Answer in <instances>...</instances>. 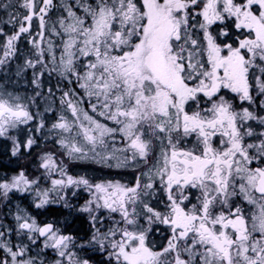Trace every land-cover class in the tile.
Returning <instances> with one entry per match:
<instances>
[{"label": "snow or ice", "instance_id": "obj_1", "mask_svg": "<svg viewBox=\"0 0 264 264\" xmlns=\"http://www.w3.org/2000/svg\"><path fill=\"white\" fill-rule=\"evenodd\" d=\"M0 11V264H264V0Z\"/></svg>", "mask_w": 264, "mask_h": 264}, {"label": "trees", "instance_id": "obj_2", "mask_svg": "<svg viewBox=\"0 0 264 264\" xmlns=\"http://www.w3.org/2000/svg\"><path fill=\"white\" fill-rule=\"evenodd\" d=\"M22 52H25L26 53V51H22ZM21 60H22V58H21ZM14 65H17V62L16 61H13L11 64H10V66H14ZM8 71H10V69H8ZM2 72H4V71H2ZM55 82L53 81V84H54ZM50 143V142H49ZM5 154H4V152L2 151V154H0V174H6V175H12L13 174V170L15 169V168H17V165L15 164V163H13V162H10V161H8V159L6 158L5 159ZM9 158V157H8ZM2 159H5V161H6V163L2 160ZM82 165V167L84 166L83 164H81ZM87 169L90 171L91 170V168H90V166L89 167H87ZM29 200H27V199H23V198H21V197H19V195L17 194V195H15L14 197H13V199H12V202H11V207H15V205L16 204H21L22 206H24V207H29ZM52 215H55V210H53V212H52V214L48 217L49 219L51 218V216ZM9 219H11V217H9ZM70 220H72L73 222L71 223V225H70V228H69V230L70 231H77V230H79L80 228H79V225H80V223L81 222H83L81 219H79V218H74V217H70L69 218ZM83 228H85V227H83ZM86 229V228H85Z\"/></svg>", "mask_w": 264, "mask_h": 264}, {"label": "rangeland", "instance_id": "obj_3", "mask_svg": "<svg viewBox=\"0 0 264 264\" xmlns=\"http://www.w3.org/2000/svg\"><path fill=\"white\" fill-rule=\"evenodd\" d=\"M21 62H22V60H21ZM8 69H10V71H8ZM2 71H4V72H2ZM15 71H16V65H14L13 67L9 65L7 68L0 69V82L7 84L10 88L15 87L16 85L13 83V81L15 79V76H14ZM20 90L23 91L22 89H20ZM2 151H3V149L0 148V154H2ZM6 158L8 159V161H10L7 155L5 156V159ZM5 159H2V160L6 163ZM87 167H89V165H84L83 167L81 164L70 165V168L73 171L80 172V173H83L84 169ZM93 167L94 166H90L91 169ZM89 173L91 174V170L89 171Z\"/></svg>", "mask_w": 264, "mask_h": 264}, {"label": "flooded vegetation", "instance_id": "obj_4", "mask_svg": "<svg viewBox=\"0 0 264 264\" xmlns=\"http://www.w3.org/2000/svg\"><path fill=\"white\" fill-rule=\"evenodd\" d=\"M5 2H6V0H0V3H5ZM0 16H2L4 19H7V14L3 11H0ZM21 49H22V51H27V48L24 45H21ZM81 227L86 228L87 222L86 221L81 222L79 225V228H81Z\"/></svg>", "mask_w": 264, "mask_h": 264}]
</instances>
